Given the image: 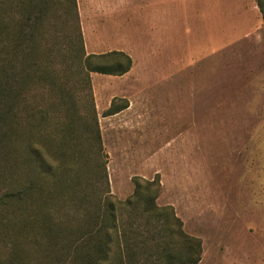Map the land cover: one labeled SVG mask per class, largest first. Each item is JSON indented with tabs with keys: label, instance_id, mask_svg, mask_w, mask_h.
I'll list each match as a JSON object with an SVG mask.
<instances>
[{
	"label": "rangeland",
	"instance_id": "1",
	"mask_svg": "<svg viewBox=\"0 0 264 264\" xmlns=\"http://www.w3.org/2000/svg\"><path fill=\"white\" fill-rule=\"evenodd\" d=\"M76 8L71 18L58 0L42 31L51 48L42 60L54 78L79 33L86 55L120 51L133 60L123 76L91 74L93 104L74 87L83 92L81 118L95 111L111 195L125 201L136 179L157 180V205L172 207L184 233L201 241L199 264H264V13L257 0H76ZM30 92L31 109L57 98L43 81ZM114 101L126 107L108 115ZM50 120L57 131L60 119ZM80 142L92 166L96 150Z\"/></svg>",
	"mask_w": 264,
	"mask_h": 264
},
{
	"label": "trees",
	"instance_id": "2",
	"mask_svg": "<svg viewBox=\"0 0 264 264\" xmlns=\"http://www.w3.org/2000/svg\"><path fill=\"white\" fill-rule=\"evenodd\" d=\"M56 2L0 0V264H199L201 241L156 203L159 181L136 179L125 201L111 195L98 120L95 111L81 118L78 92L93 104L91 74L123 76L133 60L120 51L86 55L79 33L54 78L41 39ZM59 3L77 18L76 0ZM257 3L264 13V0ZM42 81L57 98L28 108ZM125 107L114 101L107 114ZM80 141L96 150L92 166Z\"/></svg>",
	"mask_w": 264,
	"mask_h": 264
}]
</instances>
